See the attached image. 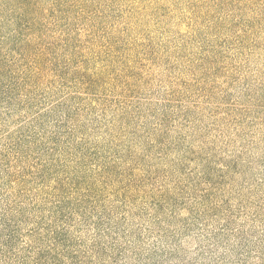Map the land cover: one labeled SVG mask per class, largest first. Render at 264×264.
<instances>
[{
    "label": "rangeland",
    "instance_id": "rangeland-1",
    "mask_svg": "<svg viewBox=\"0 0 264 264\" xmlns=\"http://www.w3.org/2000/svg\"><path fill=\"white\" fill-rule=\"evenodd\" d=\"M41 6L0 29V264H264V0Z\"/></svg>",
    "mask_w": 264,
    "mask_h": 264
},
{
    "label": "trees",
    "instance_id": "trees-1",
    "mask_svg": "<svg viewBox=\"0 0 264 264\" xmlns=\"http://www.w3.org/2000/svg\"><path fill=\"white\" fill-rule=\"evenodd\" d=\"M42 0H0V29L6 20L16 25V39L13 41L12 48L19 49L18 53L21 58L25 52L38 42L36 36L31 31L39 24V14L43 11L41 8ZM1 32V31H0ZM20 35V37H18ZM5 37L0 36V75L4 72L5 64L9 63L7 52L3 50ZM32 72L37 73L41 70L40 64L32 67ZM31 76H35L30 73Z\"/></svg>",
    "mask_w": 264,
    "mask_h": 264
}]
</instances>
